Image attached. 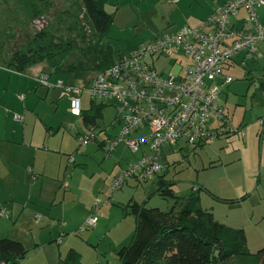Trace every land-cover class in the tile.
Here are the masks:
<instances>
[{"label": "rangeland", "instance_id": "rangeland-1", "mask_svg": "<svg viewBox=\"0 0 264 264\" xmlns=\"http://www.w3.org/2000/svg\"><path fill=\"white\" fill-rule=\"evenodd\" d=\"M186 5L182 2V8H186ZM177 6L178 4L171 0H111V3L104 4L103 8L113 12V20L108 26L107 35L101 41L94 33L79 0H0V64L9 60L15 52L28 47L30 41L34 42V36L42 32L47 35L45 45L54 54L62 45H69V51L63 60L62 56L58 55L37 65L43 68L42 73L49 75L51 83L59 79L64 84L83 86L98 71L97 65L101 60L110 56L109 49L114 57L127 54L151 41L156 35L171 33L181 26L188 25L182 23L183 14ZM257 18L259 24L264 27V4L258 8ZM235 20L236 17L230 19L231 22ZM168 21H175V24ZM257 47L262 50V55L251 53L246 56V52L240 53L234 58V62L228 66L224 64L223 74L232 79L229 84H220V78L215 81L219 85L217 103L227 113L233 132L225 129L227 133L224 134L228 136H215L200 147V144L187 145L184 140L164 146L161 154L166 155L165 165L162 160L160 162L165 169L157 177L162 176L167 182L173 183L175 195L181 198L176 204L175 199L163 198L156 193V176L141 184H135L128 178L123 188L115 191L120 195L113 198L112 193L111 201L105 202L111 192L106 188V180L119 167L125 168L141 156L140 152H131L122 143L108 157L99 147L93 148L95 142H90L92 144L85 147L89 150L85 161H80V155H75L74 158L78 161L75 167L85 166L87 175H95L92 179L90 176L85 187L89 188L96 178L99 179L97 187L91 193V204L96 199L101 201L97 207V227L99 226L100 231L93 238L97 240L101 233L107 234L97 252L99 264H120L116 252L131 241L135 222L126 206L128 203L135 201L148 208L157 207L161 210H168L175 204L177 212L193 186L206 188L219 198L232 199L234 202H225L215 199L203 190L197 192L200 206L210 210L216 222L226 228L244 230L249 252L254 253L264 247V122H259L264 118V44L259 42ZM60 62L62 71H66L68 65H71L77 67L81 76L46 72L55 71L52 65ZM155 66L159 72L166 73L171 70L172 60L168 57L159 58ZM36 68L26 71V77L34 73ZM172 70L176 73L178 67ZM27 83V91H31V94L36 87L47 89L41 85L32 88L34 83L30 79H27ZM51 89L58 92L60 99V89ZM81 98L82 109H87L90 106L87 93H83ZM62 99V103L56 108V98L49 95L46 101L40 102L39 107L32 111L30 109L35 107H28V111L40 114V125L42 117L44 121L52 122L55 126L61 121V128L69 137V142L82 153L84 148L80 147L72 133L74 129L82 133L87 130L81 118L70 113L67 99ZM105 101L108 105L102 106V115L97 119V124L110 135L118 127L116 101ZM100 102L101 99L95 100V103ZM25 124H29L26 118L23 125ZM147 131L148 129L144 128L133 135L146 134ZM100 137L105 138V135ZM123 190L125 192H121ZM16 195L19 198L18 190ZM242 197L245 198L241 199ZM9 204L8 202L7 205ZM21 204L17 202L20 214ZM55 204L59 205V202ZM3 206L7 208L4 204ZM27 207L35 212L34 218L24 219L23 214L18 218L15 213L10 217L11 212L8 209L10 218H0V238L19 240L29 249L28 255L19 264H63V254L58 259H54V254L50 255L52 250L53 253L56 252L54 248L56 249L63 237L68 234L80 237L96 229L80 230L78 225L67 232V229L62 228L60 206L52 210L51 204L37 202L34 205L27 204ZM66 208H72L75 219L85 209L83 205H79V198ZM37 215L41 220L35 221ZM49 218H54V221ZM47 228L54 235L52 240L46 231ZM110 230L112 232L109 234ZM89 253L91 263L97 264V255L92 254L96 252L93 250Z\"/></svg>", "mask_w": 264, "mask_h": 264}, {"label": "built area", "instance_id": "built-area-1", "mask_svg": "<svg viewBox=\"0 0 264 264\" xmlns=\"http://www.w3.org/2000/svg\"><path fill=\"white\" fill-rule=\"evenodd\" d=\"M262 4L264 0H227L213 8L199 26H181L174 32L156 35L127 54H118L109 67L95 73L85 86L64 84L59 79L50 83L49 75L44 73L36 76L38 84L60 89L75 116L82 109L83 93H87L89 102L101 99L108 105L106 99L116 101L119 129L115 136L99 138L106 132L98 124L86 126V133L78 129L72 133L79 145L99 142L106 156L120 143L131 152L141 153L111 179V193L105 202L111 201L112 193L128 178H135L140 184L162 173L165 167L160 156L166 144L184 140L187 145L197 146L218 136L223 128L233 132L228 117L217 104L219 87L215 81L217 78L224 84L232 81L223 74V67L239 52L245 51L246 56L262 55L257 47L259 42L264 43V27L257 18V9ZM241 9L244 14L238 17ZM231 17L236 20L231 22ZM162 57L172 60L171 70L166 73L156 70L155 62ZM175 67L176 73L172 70ZM211 119L218 123L212 128ZM14 120L22 122L23 118L14 115ZM259 122L262 124L264 118ZM144 128L148 133L132 136ZM73 162V156H67V163ZM62 187L66 188L67 183L63 182ZM100 203L96 199L94 206ZM97 215L94 209L80 230L94 228ZM0 218H9L3 205ZM40 219L38 215L35 217V221Z\"/></svg>", "mask_w": 264, "mask_h": 264}, {"label": "crops", "instance_id": "crops-1", "mask_svg": "<svg viewBox=\"0 0 264 264\" xmlns=\"http://www.w3.org/2000/svg\"><path fill=\"white\" fill-rule=\"evenodd\" d=\"M171 1L178 4L177 8L180 13L183 14V24L185 23L191 26H199L205 17L212 12L213 8L221 6L227 0ZM182 2L187 4L186 8H182ZM243 14L244 11L241 9L238 13V17ZM168 23L175 24V21H168ZM240 53L245 54V51L239 52L235 57H237ZM235 57L229 60L226 63V66L234 62ZM34 67H37L34 73H30L29 76L26 77L25 72L17 73L6 67L0 66V205L4 204L7 206V209L11 212L10 217L13 213H15L18 218H21V215L23 214L22 218L28 220L32 217L34 218L35 212L32 208H28L27 204L34 205L37 202L40 204L43 202L51 204L52 210L57 208V206H60L61 208L59 209V212L61 214L62 228H65L67 229V232H70L78 225L81 227L92 211L97 209L99 206H94V203L91 204V193L97 187L99 179L96 178L94 183L89 188H86L85 184L89 181L90 176L92 179L95 175H87L85 166L75 167L78 162L74 158L75 155L78 154L77 157L80 155L79 160L85 161L87 159L86 153L89 151L88 149H85V147L87 148L92 143L80 145V147L82 146L84 148L83 152L80 153L78 150L79 148L75 146L73 147L71 142H69V137L65 132H63V128H61L63 127V123L61 121L60 124L55 126L52 122L44 121L42 117V125H40L38 122L41 117L40 114L28 111V107H35L30 109L31 111L39 107L40 102L46 101V98L49 95L56 98V108H58L62 103V98H66L60 95L61 98L58 99V92L55 89H51L56 88L53 86L46 87L41 85L47 89L36 87L34 88L33 94H31V91H27V79H30L34 83L32 88L36 85L40 86V84H36L37 81L35 78L42 73L41 69L43 68H39L37 65ZM31 68L33 67H30L29 69ZM29 69L26 71H29ZM220 84H223L222 80ZM23 92H25V94ZM59 94H61V92ZM19 95H22L23 98L20 99L18 97ZM217 104L222 109L223 113L228 117L223 107L219 103ZM18 114L23 118V124L25 123V118L29 124L23 125L20 124L22 122L19 123L18 121H15L14 115ZM216 123V121L211 119L209 122L210 128H212V126ZM85 129L87 130L86 127ZM118 129L119 125L116 131L110 135L106 133L105 136H115ZM224 133H227V131L223 128V131L220 132L218 136H228ZM138 135L139 134L136 136ZM134 136L135 135H133V137ZM95 143L96 144L93 148L99 147L103 150L99 145V142ZM204 143L206 142L201 143L198 147L202 146ZM118 146L119 145H117V147ZM116 149H114L113 152L116 151ZM69 155H72L74 158V162L71 164L67 163V156ZM165 159L166 155L161 154L160 160H162L164 165ZM119 165L120 161L117 162L118 167ZM120 169L123 168L119 167V169H117L111 177ZM110 178L106 180V188L109 189L111 182ZM128 180H131L135 184L138 183L135 181V178H129ZM63 182L67 183L66 188L62 187ZM101 187L103 186L101 185ZM16 190L19 191V198L16 195ZM121 192L125 191L123 190ZM116 195L118 196L120 193H113V198H115ZM77 197L79 198V205H83V208L85 209H83L80 216L75 219L72 214V208L67 209L66 206L72 204L75 199H78ZM81 197H83V199H81ZM125 199L126 197L121 200L123 201ZM8 202L10 203L9 205H7ZM17 202L18 204L22 203L20 205L22 208V214H20L21 210L18 208ZM56 202H59V205H56ZM49 219L54 221V218ZM94 228H96L95 231H88L80 237H77L75 234H68L63 237L60 243L56 246V249L54 248L56 252L53 253L52 250L50 255L53 256L54 254V259H58L62 256V254L64 256L68 249L72 248L80 254L83 264H90L91 254L89 251L91 252L94 250L96 253L92 254L97 255L102 240L107 236V234L101 233L99 238L94 240V235L100 231L99 226L97 227L96 225ZM112 230L114 229L112 228ZM112 230L109 231V234ZM46 231H48V235L52 240L54 235H52L51 230L47 228ZM95 241H97L96 244ZM98 259L99 256L97 255V264H99Z\"/></svg>", "mask_w": 264, "mask_h": 264}, {"label": "trees", "instance_id": "trees-1", "mask_svg": "<svg viewBox=\"0 0 264 264\" xmlns=\"http://www.w3.org/2000/svg\"><path fill=\"white\" fill-rule=\"evenodd\" d=\"M79 1L94 33L103 41L114 15L113 12L106 11L103 6L111 3V0ZM46 40V34L37 33L34 36V42L30 41L28 47L15 52L0 66L17 73H24L30 67L44 60L54 59L58 55H61L63 60L69 51V45H62L54 54L45 45ZM106 46L109 49V46ZM109 52L110 56L104 57L97 65V72L106 69L114 61L112 50L109 49ZM52 66L55 71L46 72L81 76L77 67L68 65L66 71H62L61 62ZM89 80L90 78L83 86ZM89 103L90 106L87 109H81L78 117L81 118L85 127H95L97 119L101 118L104 104L95 103V101ZM114 176L115 174L112 178ZM157 179L156 193L159 196L173 198L175 204L181 200L174 193L173 183L167 182L162 176H158ZM201 190L217 200L234 202L232 199L214 196L206 188L193 186L177 212L175 204L168 210H161L157 207L148 208L135 201L128 203L126 206L134 218L135 228L130 243L120 247L116 252L120 264H264V247L254 253L249 252L243 229L224 227L214 220L210 210L200 206L197 192ZM243 198L245 197L241 199ZM28 252L29 249L19 240L0 238V264H19L26 258ZM63 264L83 263L80 254L70 248L63 257Z\"/></svg>", "mask_w": 264, "mask_h": 264}]
</instances>
